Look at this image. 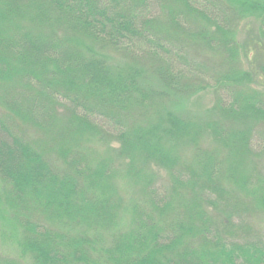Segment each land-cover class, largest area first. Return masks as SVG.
Listing matches in <instances>:
<instances>
[{
  "label": "trees",
  "instance_id": "trees-1",
  "mask_svg": "<svg viewBox=\"0 0 264 264\" xmlns=\"http://www.w3.org/2000/svg\"><path fill=\"white\" fill-rule=\"evenodd\" d=\"M246 21L250 61L264 0H0V238L16 246L0 264H264ZM207 89L214 121L173 109Z\"/></svg>",
  "mask_w": 264,
  "mask_h": 264
},
{
  "label": "rangeland",
  "instance_id": "rangeland-1",
  "mask_svg": "<svg viewBox=\"0 0 264 264\" xmlns=\"http://www.w3.org/2000/svg\"><path fill=\"white\" fill-rule=\"evenodd\" d=\"M255 21V20H254ZM258 22H243L241 24L240 31L237 34V40L240 44L242 50V68L245 71H251L253 74H256L258 77L257 83L254 85L256 88L264 89V61L261 58L262 55H264L262 52L257 51L256 54L253 56L252 60H248L247 56L244 52H246L245 46L246 42L250 40V38L253 36L252 32L258 31ZM256 38V37H255ZM250 47H248L249 49ZM125 60L118 57V56H112L111 57V63L112 65L116 67H122L125 64ZM151 83L155 84V81L151 79ZM215 102V94L213 90L207 89L203 92H200L199 94L190 97V99L182 100L178 103V106L174 107L173 109L176 112H179L181 114L190 116L191 118H194L197 121L201 122H207L211 120L217 119V116H214V114L210 111H212V107L214 106ZM206 149L207 147H213L214 143L211 142V138L206 137L204 138ZM112 142V141H111ZM89 147L93 150V155L95 157H103L105 159H108L110 161H113L115 165H118L115 161L116 159V152L119 148V144L117 142L112 143H105L101 139H93L91 143L89 144ZM163 177L165 176L162 175ZM119 187L124 190V192L128 195V197L133 198H140L139 194V186H131L128 187L126 181L123 183L118 184ZM4 220L6 222L7 220V214L2 211L1 204H0V230L4 231L3 222ZM254 224L258 230L263 231L264 230V220H255ZM6 231V230H5ZM0 255L2 257H14L16 255V246L13 244V242L10 241H2L0 238Z\"/></svg>",
  "mask_w": 264,
  "mask_h": 264
}]
</instances>
